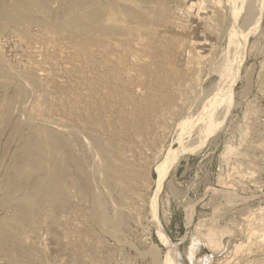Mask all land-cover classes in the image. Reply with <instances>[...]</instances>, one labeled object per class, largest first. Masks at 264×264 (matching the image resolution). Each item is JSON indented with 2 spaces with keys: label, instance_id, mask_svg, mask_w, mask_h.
Masks as SVG:
<instances>
[{
  "label": "rangeland",
  "instance_id": "obj_1",
  "mask_svg": "<svg viewBox=\"0 0 264 264\" xmlns=\"http://www.w3.org/2000/svg\"><path fill=\"white\" fill-rule=\"evenodd\" d=\"M45 1L46 7L50 4L47 10L40 11L34 6L28 12L34 13L30 18L25 14L20 20L10 21L1 16V11L14 0H0V163L6 164L7 159L8 163L12 161V150L17 145L12 124L17 122L24 132L29 133L39 123V126L50 124L66 135L71 133L68 129L77 128L78 134H71L78 139L88 140L89 136L92 139L97 135L107 151L111 147L108 154L114 158L113 161L120 163L122 169H130L129 172L123 170L127 177L113 188L104 181L106 176H112L111 172L95 168L92 164L94 159L90 157L86 163L87 175L79 176L73 168L75 166L70 167V181L73 177L77 184H72L74 187L70 185L59 202L39 203L30 210L21 208L20 194L12 195L13 199L6 197L1 168L0 264H166L168 259L177 264H264V0H159L161 3L158 0H138L137 6V0H99L101 3L98 1L97 6L101 8L104 4L102 8L105 10L98 22L90 29L78 27L69 30L55 29L52 23L64 15V2ZM143 13L145 15L142 16ZM147 15L148 20L151 16L154 20L147 21ZM141 17L146 18L143 21ZM128 21L132 22L129 24ZM84 43L92 44V57L83 50ZM134 64L143 68L134 67ZM127 66L134 68L128 70ZM117 71L121 80L117 82L108 78L112 77L110 72L115 74ZM125 74L129 78L124 77ZM130 74L133 77L130 78ZM159 77L165 81L161 82ZM170 80L174 83H169ZM167 81L169 86L164 83ZM158 82L162 83L161 86ZM16 84L23 88V95L18 94L20 87L17 88ZM125 86L127 92L124 91ZM151 87H159L161 89L158 90L164 92L161 95L163 92L158 91L157 102L160 105L154 104L151 118L142 116L144 119L140 117L135 124L128 117L132 112L130 109H137L132 98L148 102L149 95L145 90ZM69 90L72 93H68ZM217 93L219 98L213 103L215 96L212 94ZM208 95L213 98L211 103ZM205 104L211 105V116L199 123L207 111ZM80 106L86 107L85 111ZM95 110L103 111V114H96ZM6 113L12 123L1 121ZM27 113L34 118L26 116ZM87 118H95L89 120L93 125L84 122ZM117 118L129 121L124 125V121L120 119V123ZM83 126L91 127L84 129ZM98 126H102V130ZM127 126L132 127L128 130ZM91 130L96 133L91 134ZM107 133L111 138L105 137ZM85 134H89L88 137ZM94 138L88 140L92 146ZM116 146L127 156H117L114 153ZM125 157H128L127 162ZM87 178L92 183H87ZM33 197L39 199L37 194ZM97 197L98 204L95 201ZM98 213L108 216V221L98 220L95 216ZM119 218L124 223L116 227L113 222Z\"/></svg>",
  "mask_w": 264,
  "mask_h": 264
},
{
  "label": "bare ground",
  "instance_id": "obj_2",
  "mask_svg": "<svg viewBox=\"0 0 264 264\" xmlns=\"http://www.w3.org/2000/svg\"><path fill=\"white\" fill-rule=\"evenodd\" d=\"M48 1V0H47ZM63 2H64V4H65V8H62V9H64V15L61 17V18H55L54 19V21H52V23H53V27L55 28V29H75V28H78V27H84L85 29H90L93 25H94V23H97L98 22V19H99V16H101L102 15V13H103V11L105 10L104 8H102V6L104 7V4L101 6V8L100 7H98L97 6V2L99 1V0H62ZM104 0H102V2H103ZM128 1V0H127ZM133 1V0H132ZM143 1V0H142ZM146 1V0H145ZM157 0H155V2H156ZM159 1V0H158ZM100 3H101V1H99ZM105 2V1H104ZM129 2H130V0H129ZM137 2H138V0H137ZM137 2H135L136 3V6H137V4H139L140 3V1L137 3ZM160 2V1H159ZM13 3V4H12ZM11 4H7L6 6H4L3 7V9H2V17L4 18V19H7V20H10V21H17L18 19L20 20V17H22V16H24L25 14V16H27V14H29V18H30V15H31V13H33V12H31V13H28L30 10H32L33 8H34V6H36L37 7V9H39L40 11H42V10H47V8H48V5H50V4H48L47 5V7H46V4H44V3H46V1L45 0H14V2H12ZM120 3V2H119ZM142 3H144V2H142ZM148 3V2H147ZM161 3V2H160ZM163 3V2H162ZM61 4H63L62 2H61ZM131 4H133V3H131ZM153 4V3H152ZM157 4V3H156ZM119 5V4H118ZM161 5V4H160ZM164 5V4H163ZM120 6V5H119ZM125 6V5H124ZM133 6V5H132ZM145 6V5H144ZM156 6V5H155ZM155 6H151V7H155ZM170 6V5H169ZM33 7V8H32ZM36 7H35V10L37 11V9H36ZM64 7V6H63ZM121 7V6H120ZM123 7V6H122ZM138 7H140V5L138 6ZM137 7V8H138ZM164 7V6H163ZM31 8V9H30ZM50 8V7H49ZM56 8H57V6H56ZM126 8H128V7H126ZM131 8V7H130ZM141 8V7H140ZM157 8V7H156ZM156 8H153V10H155ZM123 9H125V7L123 8ZM132 9H134V7L132 8ZM148 9V8H147ZM151 9V8H150ZM109 10V9H108ZM121 10V9H120ZM142 10V9H141ZM145 10V9H144ZM152 10V9H151ZM150 10V11H151ZM35 11V13H37ZM39 11V12H40ZM107 11V10H106ZM126 11H127V9H126ZM136 11V10H135ZM139 11V10H138ZM168 11V10H167ZM248 11V10H247ZM110 12V11H109ZM114 11H112L111 13H113ZM124 12V11H123ZM130 12H133V10L132 11H130ZM137 12V11H136ZM45 13V12H44ZM56 13V12H55ZM110 13V14H111ZM120 13V12H119ZM122 13V12H121ZM126 13V12H125ZM124 13V14H125ZM142 13V12H141ZM145 13V12H144ZM142 14V16L143 15H145V14ZM147 13H149V10H148V12ZM151 13V12H150ZM155 13V12H154ZM34 14V13H33ZM42 14V13H41ZM116 14V13H115ZM127 14H129V13H127ZM132 14H134V13H132ZM136 14V13H135ZM155 14H157V13H155ZM164 14V13H163ZM104 15L106 16V14L104 13ZM149 15H152V14H149ZM149 15H147L146 17H147V21H151V18H152V16H151V18H150V20H148V16ZM32 16V15H31ZM117 16V15H116ZM125 16H126V14H125ZM157 16V15H156ZM169 16V15H168ZM119 16H117V18H118ZM128 17V16H127ZM132 17V16H131ZM135 17H136V15H135ZM139 17V16H138ZM145 17V18H146ZM39 18H40V16H39ZM42 18H44L43 16H42ZM52 18V17H51ZM116 18V17H115ZM141 18H143V17H141ZM145 18H143V21H144V19ZM163 18H165V16L163 17ZM1 19V18H0ZM41 19V18H40ZM111 19H112V17H111ZM111 19H109V20H111ZM122 19V18H121ZM126 19V18H125ZM133 19V18H132ZM153 19V18H152ZM22 20V19H21ZM39 20V19H38ZM104 20V19H103ZM129 20H130V18H129ZM135 20V19H134ZM154 20V19H153ZM152 20V21H153ZM3 21V19L1 20V22ZM5 21V20H4ZM23 21V20H22ZM21 21V22H22ZM33 21H35V20H33ZM42 21V20H41ZM100 21H102V20H100ZM99 21V22H100ZM115 21V20H114ZM113 21V22H114ZM124 21V20H123ZM123 21H122V23H123ZM146 21V20H145ZM165 21V20H164ZM24 22V21H23ZM40 22V21H39ZM106 22V21H105ZM108 23H109V21H107ZM106 22V23H107ZM129 22V21H128ZM130 22H132V21H130ZM130 22H129V24H130ZM5 23V22H4ZM41 23V22H40ZM135 23V22H134ZM134 23H132V24H134ZM139 23H140V21H139ZM145 23H147V22H145ZM43 24V23H42ZM124 24H126V22L124 23ZM136 24V23H135ZM150 24H152V22L150 23ZM2 25V24H1ZM4 25V24H3ZM44 25H45V23H44ZM113 25V24H112ZM118 25V24H117ZM49 26V25H48ZM98 26V25H97ZM108 26V25H107ZM109 26H111V25H109ZM123 26V25H122ZM142 26V25H141ZM150 26V25H149ZM152 26V25H151ZM19 27V26H18ZM114 27V26H113ZM134 27V26H133ZM148 27V26H147ZM4 28V27H3ZM2 28V29H3ZM83 28V29H84ZM102 28V27H101ZM140 28V27H139ZM1 29V28H0ZM43 29V28H42ZM80 29H82V28H80ZM92 29H96V27L95 28H92ZM104 29V28H103ZM109 29V28H108ZM116 29H117V27H116ZM120 29V28H119ZM17 30V29H16ZM23 30V29H22ZM123 30V29H122ZM143 30V29H142ZM97 31V30H96ZM111 31V30H110ZM119 31V30H118ZM117 31V33H119ZM154 31V30H153ZM80 32V31H79ZM85 32V31H84ZM142 32V31H141ZM149 32V31H148ZM155 32H156V30H155ZM115 33H116V31H115ZM116 33V34H117ZM125 33V32H124ZM27 34V33H26ZM97 34V33H96ZM111 34V33H110ZM110 34H108V35H110ZM127 34V33H126ZM125 34V35H126ZM134 34V33H133ZM136 34V33H135ZM156 34V33H155ZM90 35V34H89ZM103 35V34H102ZM124 34H122V36H123ZM124 35V36H125ZM153 35V34H152ZM93 36V35H92ZM113 36V35H112ZM117 36V35H116ZM121 36V35H120ZM136 36V35H135ZM142 36V35H141ZM27 37V36H26ZM29 37V36H28ZM75 37V36H74ZM98 37H99V35H98ZM128 37V36H127ZM80 38H82V37H80ZM132 38H134V37H132ZM62 39V38H61ZM76 39H78L77 37H76ZM96 39V38H95ZM98 39V38H97ZM106 39H107V37H106ZM117 39V38H116ZM115 39V40H116ZM118 39H119V37H118ZM128 39V38H127ZM24 40V39H23ZM85 40V39H84ZM87 40V39H86ZM85 40V41H86ZM114 40V41H115ZM121 40L123 41L124 39H123V37L121 38ZM121 40H120V43H122L121 42ZM133 40V39H132ZM137 40V39H136ZM135 39H134V41H136ZM25 41V40H24ZM31 41V40H30ZM29 41V42H30ZM77 41V40H76ZM80 41H82V40H80ZM92 41H94V40H92ZM96 41V40H95ZM112 41H113V38H112ZM139 41V40H138ZM236 41V40H235ZM37 42V41H36ZM35 42V43H36ZM116 42H118V40L116 41ZM127 42V41H126ZM125 42V43H126ZM132 42V41H131ZM131 42H129L130 44H132ZM140 42V41H139ZM165 42V41H164ZM75 43H77V42H75ZM80 43H82V42H80ZM99 43V42H98ZM107 43V42H106ZM113 43V42H112ZM157 43V42H156ZM71 44V43H70ZM95 44V43H94ZM118 44V43H117ZM129 44V45H130ZM141 44V43H140ZM78 45V44H77ZM84 45V47H83V50H85V53H86V55H90L91 56V54H92V49H93V47L91 46L92 44L91 43H84L83 44ZM97 45H99V44H97ZM102 45V44H101ZM109 45V44H108ZM113 45V44H112ZM115 45H116V43H115ZM124 45V44H123ZM133 45V44H132ZM131 45V46H132ZM136 45V44H135ZM139 45V44H138ZM143 45H144V43H143ZM31 46V45H30ZM82 46V45H81ZM103 46H104V43H103ZM106 46V45H105ZM117 46H119V45H117ZM146 46H147V43H146ZM182 46V45H181ZM180 46V47H181ZM231 46V45H230ZM63 47V46H62ZM71 47V46H70ZM99 47V46H98ZM102 47V46H101ZM110 47V46H109ZM116 47V46H115ZM123 46H121V48H122ZM125 47V46H124ZM39 48V47H38ZM105 48V47H104ZM108 48V47H107ZM112 48V47H111ZM133 48H134V45H133ZM137 49H138V47H136ZM141 48V47H140ZM147 48V47H146ZM145 48V46H144V49H146ZM151 48V47H150ZM29 49V48H28ZM53 49V48H52ZM82 49V48H81ZM99 49V48H98ZM116 49V48H115ZM129 49V48H128ZM142 49V48H141ZM141 49H139V50H141ZM45 50V49H44ZM102 50V49H101ZM100 50V51H101ZM110 50V49H109ZM112 50V49H111ZM118 50V49H117ZM126 50V49H125ZM130 50H132L131 49V47H130ZM143 50V49H142ZM95 51V50H94ZM99 51V50H98ZM107 50H104L103 52H106ZM144 51V50H143ZM143 51H142V53H143ZM113 52V51H112ZM139 52V51H138ZM141 52V51H140ZM155 52V51H154ZM37 53V52H36ZM41 53V52H40ZM60 53H63L62 51L60 52ZM100 53V52H99ZM115 53H117V52H115ZM147 53V52H146ZM35 54V53H34ZM82 54V53H81ZM101 54V53H100ZM103 54V53H102ZM111 54V52L109 53V54H107V55H110ZM136 54V53H135ZM36 55V54H35ZM41 55V54H40ZM105 55V54H104ZM113 55V54H112ZM147 55H149V54H147ZM155 54L153 53V56H154ZM176 55H177V53H176ZM119 56V55H118ZM118 56H117V58H118ZM122 56V55H121ZM138 56V55H137ZM136 56V57H137ZM145 56V55H144ZM164 56V55H163ZM83 57V56H82ZM92 57V56H91ZM101 57V56H100ZM110 57V56H109ZM108 57V58H109ZM133 57V56H132ZM146 57V56H145ZM149 57V56H148ZM173 57V56H172ZM222 57V56H221ZM97 58V57H96ZM138 58V57H137ZM154 58H155V56H154ZM77 59V58H76ZM109 59H111V58H109ZM123 59V58H122ZM121 59V60H122ZM132 59V58H131ZM139 59V58H138ZM177 59V58H176ZM42 60V59H41ZM93 60H94V58H93ZM96 60V59H95ZM104 60H106V58L104 59ZM111 60H114L113 59V57H112V59ZM142 60H143V58H142ZM141 60V61H142ZM239 60V59H238ZM45 61V60H44ZM102 62H103V60H101ZM116 61H118V60H116ZM138 61V60H137ZM155 61V60H154ZM221 61V60H220ZM47 62V61H46ZM74 62V61H73ZM83 62H84V60H83ZM107 61H105V63H106ZM109 63H111L110 61H108ZM140 62V61H139ZM143 62H145V61H143ZM147 62V61H146ZM92 63H93V61H92ZM96 63V62H95ZM116 63V62H115ZM115 63L113 64V65H115ZM119 63V62H118ZM121 63H123V62H121ZM126 63H128V62H126ZM142 63V62H141ZM149 63V62H148ZM147 63V64H148ZM152 63V62H151ZM170 63V62H169ZM84 64V63H83ZM87 64H88V62H87ZM131 64V63H130ZM130 64H127V65H130ZM135 64H136V61H135ZM135 64H134V67H138L137 65L135 66ZM147 64L145 65L144 64V67L145 66H147ZM172 64V63H171ZM170 64V65H171ZM68 65V64H67ZM66 65V66H67ZM106 65H109V64H106ZM117 65V64H116ZM132 65V64H131ZM139 65V64H138ZM140 65H142V64H140ZM157 65V64H156ZM166 65V64H165ZM228 65V64H227ZM39 66V65H38ZM117 66H119V65H117ZM117 66H116V69L118 70V68H117ZM103 67H105V66H103ZM111 67V66H110ZM122 67V66H121ZM134 67H130L129 66V68H131L132 70H133V68ZM140 67V66H139ZM138 67V68H139ZM151 67V66H150ZM150 67H148V68H150ZM169 67V66H168ZM67 68V67H66ZM86 68H87V66H86ZM89 68H90V66H89ZM95 68V67H94ZM108 68V67H107ZM120 68V67H119ZM128 68V66H127V68L126 69H128V70H130ZM137 68V69H138ZM140 68H143V66L142 67H140ZM147 68V67H146ZM166 68V67H165ZM55 69V68H54ZM105 69V68H104ZM125 69V67L123 68V70ZM137 69H136V71H137ZM169 69V68H168ZM63 70V69H62ZM84 70V69H83ZM87 70V69H86ZM85 70V71H86ZM93 70V69H92ZM102 70V69H101ZM114 70V69H113ZM120 70H122V69H120ZM131 70V71H132ZM160 70V69H159ZM169 70H171V69H169ZM78 71V70H77ZM80 71V70H79ZM87 71H89V70H87ZM126 71V70H125ZM139 71V70H138ZM140 71H143V69H141ZM145 71H146V69H145ZM148 71V70H147ZM150 71V70H149ZM167 71V70H166ZM181 71V70H180ZM51 72V71H50ZM102 72V71H101ZM121 72H123V71H121ZM133 72V71H132ZM168 72V71H167ZM170 72V71H169ZM80 73V72H79ZM85 73V72H84ZM94 73H97L96 71L94 72ZM105 73H106V71H105ZM109 73V72H108ZM111 73V74H110ZM109 73V75H112V77H108V78H112V79H115V80H117V82H118V80H121V78H120V74H118V71L117 72H115V74H112V72H110ZM119 73H120V71H119ZM130 73V72H129ZM135 73V71L133 72V74ZM149 73V72H148ZM152 73H154V72H152ZM151 73V74H152ZM171 73V72H170ZM87 74V73H86ZM127 74V73H126ZM124 75V77L125 76H127V75ZM142 74V73H141ZM146 74V72L144 73V75ZM161 74V73H160ZM31 75V74H30ZM97 75V74H96ZM121 75H123V73L121 74ZM131 75V74H130ZM168 75V74H167ZM167 75H165L166 77H167ZM37 76V75H36ZM80 77L82 76V75H79ZM103 76V75H102ZM106 76V75H105ZM107 76H108V74H107ZM129 76V75H128ZM127 76V78H129ZM136 76V75H135ZM134 76V77H135ZM149 76V75H148ZM156 76V75H155ZM154 76V77H155ZM161 76V75H160ZM172 76V75H171ZM87 77V76H86ZM131 77H133V75H131L130 76V78ZM150 77H151V75H150ZM163 77V76H162ZM170 77V76H169ZM178 77V76H177ZM97 78V77H96ZM107 78V77H106ZM123 78V77H122ZM136 78V77H135ZM134 78V79H135ZM137 78H138V75H137ZM141 78V77H140ZM163 78H165V77H163ZM98 79H100V78H98ZM126 79V78H125ZM139 79V78H138ZM153 79V78H152ZM155 79V78H154ZM158 79H160V77L158 78ZM167 79V78H166ZM54 80V79H53ZM80 80H83V79H81L80 78ZM104 80V79H103ZM146 80L147 79H145V83H146ZM161 80V79H160ZM162 80H164L165 81V79H162ZM162 80H161V82H162ZM168 80V79H167ZM43 81V80H42ZM88 81V80H87ZM105 81V80H104ZM132 81V80H131ZM136 81V83L138 82L137 80H135ZM169 81V80H168ZM168 81L167 82H164V83H168ZM171 81V80H170ZM85 82V81H84ZM98 82V81H97ZM107 82V81H106ZM113 82H114V80H113ZM116 82V83H117ZM129 81L127 80L126 81V83H128ZM150 82H151V80H150ZM155 82V81H154ZM160 82V81H159ZM158 82V83H159ZM35 84H36V86H38L37 85V83L36 82H34ZM123 83H124V81H123ZM141 83H144V82H141ZM169 83H172V81L171 82H169ZM174 83V82H173ZM172 83V84H173ZM64 84V83H63ZM82 84V83H81ZM81 84H79L78 86H80ZM91 84V83H90ZM101 84V83H100ZM103 84V83H102ZM131 84V83H130ZM147 84V83H146ZM149 84V83H148ZM160 84V86H161V84L162 83H159ZM170 85V86H173V85ZM75 85H77V84H75ZM99 85V84H98ZM119 85V84H118ZM126 85H128V84H126ZM131 85H133V84H131ZM131 85H128V87L130 86L131 87ZM136 86H137V84H135ZM165 85V84H164ZM168 85V84H167ZM175 85V84H174ZM16 86H17V88L18 87H20V86H18V84H16ZM90 86V85H89ZM93 86V85H92ZM105 86H106V84H105ZM111 85H109V87H110ZM121 86V85H120ZM124 86V85H123ZM142 86H144V85H142ZM146 86V85H145ZM149 86V85H148ZM155 86V85H154ZM156 86H158L157 84H156ZM166 86V85H165ZM164 86V87H165ZM169 86V85H168ZM167 86V87H168ZM117 87V86H116ZM128 87H127V89H128ZM138 87V86H137ZM29 88V87H28ZM72 88H74V87H72ZM80 88V87H79ZM81 88L83 89V87L81 86ZM85 88V87H84ZM87 88V87H86ZM108 88V87H107ZM112 88V87H111ZM117 88H120V87H117ZM133 88H134V86H133ZM133 88H131V89H133ZM169 88H171V87H169ZM176 88V87H175ZM174 88V89H175ZM19 90H18V94H22L23 95V93H22V89L23 88H18ZM25 89V88H24ZM103 89V88H102ZM109 89V88H108ZM107 89V90H108ZM124 89V88H123ZM136 89V88H135ZM134 89V90H135ZM145 89V88H144ZM147 90H145V91H147L146 92V94L148 93V95H149V99H148V102H144V101H142L141 99H133L132 98V100H133V103H134V105L136 106V110H129V111H132V112H130L129 113V116L128 117H130V119H132V121H134V123H135V121L137 120V119H139L140 117H142V116H146V115H149V117H150V114L151 113H153L154 114V104H156V105H158L159 103L157 102V95H158V93L159 92H163V91H161V90H158V89H161V88H157V89H154V88H146ZM165 89V88H164ZM172 89V88H171ZM39 90V89H38ZM112 90V89H111ZM114 90V89H113ZM122 90V89H121ZM137 90V89H136ZM163 90V89H162ZM70 91H71V93H72V90H69V92L68 93H70ZM84 91H85V89H84ZM94 91V90H93ZM102 91V90H101ZM124 91H126V86H125V90ZM128 91V90H127ZM126 91V92H127ZM139 91V93H140V90H138ZM142 91V90H141ZM159 91V92H158ZM165 91V90H164ZM172 91H174V90H172ZM23 92L25 93V91L23 90ZM80 92V91H79ZM113 92V91H112ZM133 92V91H132ZM168 92H169V89H168ZM184 92V91H183ZM182 92V93H183ZM68 93H66V94H68ZM101 93V92H100ZM103 93H105L104 91H103ZM125 92H123V94H124ZM131 93V92H130ZM135 93V92H134ZM138 93V94H139ZM142 93V92H141ZM75 94V93H74ZM85 94H86V91H85ZM102 94V93H101ZM100 94V95H101ZM112 94V93H111ZM122 94V95H123ZM72 95V94H71ZM98 95V94H97ZM104 95V94H103ZM114 95V94H113ZM130 94H128V96H129ZM133 95V94H132ZM136 94H134V96H135ZM140 95H142V94H140ZM161 95H164V92H163V94L161 93ZM169 95V94H168ZM167 95V96H168ZM69 96V95H68ZM73 96V95H72ZM76 96V95H75ZM96 96V95H95ZM99 96V95H98ZM109 96H110V94H109ZM109 96H108V98H109ZM136 96H138V95H136ZM146 96V95H145ZM144 96V97H145ZM178 96V95H177ZM211 96V95H210ZM209 95H208V102L209 103H211L212 101L210 100V99H213V98H209L210 97ZM212 96H215L214 97V99H213V103L214 102H216V100L219 98V95H218V93L217 94H215V95H213L212 94ZM35 97V96H34ZM90 97H91V95H90ZM105 97V96H104ZM116 97V96H115ZM132 97V96H131ZM130 97V98H131ZM140 97V96H139ZM143 97V98H144ZM158 97H161L162 98V96H158ZM15 98V97H14ZM13 98V99H14ZM18 98V97H17ZM40 98V97H39ZM65 98H66V96H65ZM64 98V99H65ZM73 98V97H72ZM86 98V97H85ZM101 98V97H100ZM107 98V99H108ZM110 98H112V97H110ZM109 98V99H110ZM118 98V97H117ZM136 98H138V97H136ZM161 98H159L160 100H163V99H161ZM176 98V97H175ZM16 99V98H15ZM19 99V98H18ZM22 99V98H21ZM20 99V100H21ZM24 99V98H23ZM63 99V100H64ZM67 99V98H66ZM78 99V98H77ZM84 99V98H83ZM101 99H103V97L101 98ZM108 99V100H109ZM121 99H122V97H121ZM128 99H129V97H128ZM85 100V99H84ZM87 100H90V99H87ZM115 100H117V99H115ZM120 100V99H119ZM123 100V99H122ZM126 102H127V100L126 99H124ZM132 100H130V101H132ZM181 100V99H180ZM210 100V101H209ZM16 101V100H15ZM46 101V100H45ZM66 101V100H65ZM81 101H82V99H81ZM92 101V100H91ZM105 101H106V99H105ZM114 101V100H113ZM112 101V102H113ZM125 101H123V102H125ZM11 102V101H10ZM19 102V101H18ZM37 102V101H36ZM70 102H71V100H70ZM79 102V101H78ZM77 102V103H78ZM83 102V101H82ZM88 102V101H87ZM94 102H95V99H94ZM107 102V101H106ZM109 102V101H108ZM116 102V101H115ZM120 102V101H119ZM125 102V104H127ZM129 102V101H128ZM158 104H157V103ZM185 102V101H184ZM207 102V103H208ZM15 103V102H14ZM49 103H51V102H49ZM66 103V102H65ZM72 103V102H71ZM76 103V102H75ZM85 103V102H84ZM132 103V102H131ZM162 103H163V101H162ZM212 103V104H213ZM17 104V103H16ZM20 104V103H19ZM54 104V103H53ZM68 104V106H69V103H67ZM82 104V103H81ZM80 104V105H81ZM90 104V103H89ZM92 104V103H91ZM98 104V103H97ZM101 104V103H100ZM108 104H110V102L108 103ZM75 105V104H74ZM73 105V106H74ZM79 105V104H78ZM83 105V104H82ZM114 105V104H113ZM113 105H111V107L113 106ZM119 105V104H118ZM160 105V104H159ZM158 105V106H159ZM163 105V104H162ZM167 105V104H166ZM206 105V113L205 114H201L203 117H201V120H200V122L199 123H202V122H204L206 119H207V117L210 115V113L212 112V109H211V105L210 104H205ZM26 106V105H25ZM72 106V107H73ZM77 106V105H76ZM91 106V105H90ZM92 106H94V104L92 105ZM102 106V105H101ZM101 106H99V107H101ZM130 106H131V104H130ZM135 106H134V108H135ZM165 106V105H164ZM163 106V107H164ZM170 106V105H169ZM181 106V105H180ZM35 107V106H34ZM58 107H60V106H58ZM79 107V106H78ZM81 107V106H80ZM83 107V106H82ZM82 107H81V109H82ZM118 107V106H117ZM126 107V106H125ZM124 107V108H125ZM176 107V106H175ZM63 108V107H62ZM65 108V107H64ZM77 107H75L74 109H76ZM84 108V107H83ZM86 108V107H85ZM85 108L83 109L84 111H85ZM120 108V107H119ZM160 108H162V107H160ZM69 108L67 107V109L66 110H68ZM71 109V108H70ZM104 109H106V108H104ZM128 109H129V105H128ZM155 109H157V110H159L158 109V107H156ZM164 109V108H163ZM162 109V111H165V110H163ZM175 109V108H174ZM40 110V109H39ZM50 110H52L51 108H50ZM77 110H80L79 108L77 109ZM88 110V109H87ZM97 110H98V108H97ZM97 110H95L96 112V114H97V112H99V111H97ZM156 110V111H157ZM161 110V109H160ZM6 111H8V110H6ZM44 111V110H43ZM49 111V110H48ZM64 111V110H63ZM91 111H94V109L93 110H91ZM109 111V110H108ZM108 111H105V112H108ZM111 111V110H110ZM124 111V110H123ZM128 111V112H129ZM40 112V111H39ZM51 112V111H50ZM61 112V111H60ZM69 112H71V111H69ZM68 112V113H69ZM78 112H80V111H78ZM82 112V111H81ZM113 112V111H112ZM118 112V111H117ZM159 112V111H158ZM43 113V112H42ZM45 113V112H44ZM67 113V112H66ZM72 113V112H71ZM82 113H84V112H82ZM100 113V112H99ZM25 114H26V112H25ZM28 114V113H27ZM30 114H31V112H30ZM34 114V113H33ZM80 115H82L81 113H79ZM93 114V113H92ZM100 114H103V111L100 113ZM112 114V113H111ZM114 114V113H113ZM120 114V113H119ZM156 114H157V112H156ZM159 114V113H158ZM35 115V114H34ZM37 115V114H36ZM76 115V114H75ZM108 115H110V114H108ZM120 115H122V114H120ZM126 115V114H125ZM152 115V114H151ZM163 115V114H162ZM26 116H29L30 118L31 117H33L34 118V116H30L29 114L28 115H26ZM43 116V115H42ZM60 116V115H59ZM92 115H90V117H91ZM106 116H107V113H106ZM110 116H113V115H110ZM199 116V115H198ZM211 116V115H210ZM45 117V116H44ZM68 117H69V115H68ZM94 117V116H93ZM148 117V116H147ZM156 117H158V116H156ZM46 118V117H45ZM62 118V117H61ZM79 118V117H78ZM82 118H83V116H82ZM95 118H98V116L96 117L95 116ZM94 118V119H95ZM103 118V117H102ZM105 118V117H104ZM111 118H113V117H111ZM143 118V117H142ZM151 118V117H150ZM152 118H154V116L152 117ZM199 119H200V116L198 117ZM209 118V117H208ZM65 119V118H64ZM71 119H72V117H71ZM83 119H85V117L83 118ZM82 119V120H83ZM93 118H90V119H88L87 118V121H84V122H86L88 125H93L92 123L93 122H91V121H89V120H92ZM93 119V120H94ZM99 119V118H98ZM108 119H110V118H108ZM108 119H106V120H108ZM117 119H119V118H117ZM121 119V118H120ZM120 119H119V121H120ZM144 119V118H143ZM148 119V118H147ZM43 120V119H42ZM50 120V119H49ZM49 120H48V122H49ZM77 120V119H76ZM101 120V119H100ZM100 120H98V121H100ZM105 120V119H104ZM104 120H102L103 122H104ZM111 120H113V119H111ZM122 121H124V125L126 124V122L127 121H129V120H126V119H121ZM1 121H3V122H6V123H12V121H10V119H9V116H8V114L6 113L4 116H3V120H1ZM33 121V120H32ZM73 121V120H72ZM78 121V120H77ZM143 121V120H142ZM144 121H147V120H144ZM153 121V120H152ZM196 121V122H197ZM29 122V121H28ZM57 122V121H56ZM112 122V121H111ZM131 122V121H130ZM137 122V121H136ZM2 123V122H1ZM5 123V124H6ZM78 123H79V121H78ZM85 123V124H86ZM98 123V122H97ZM102 125H104L102 122H100ZM100 123H98L99 125H100ZM107 123V122H106ZM120 123H122L121 121H120ZM128 123V122H127ZM133 123V122H132ZM138 123V122H137ZM140 123V122H139ZM37 124V123H36ZM70 124H72L71 122H70ZM114 124H115V122H114ZM136 124V123H135ZM134 124V125H135ZM144 124V123H143ZM28 125V124H27ZM44 126H39V123H38V125H36V126H38L37 128H35V126H34V128L35 129H33V130H31L29 133H26V131L24 132V130H23V127L20 125V124H18L17 122H15V123H13L12 124V126H13V130H14V133H13V135L15 136V138H16V141H17V145L15 146V149L14 150H12V151H14L13 153H12V161L10 162V163H8L7 161H8V159H7V161H6V164H3V163H0V169L2 168L3 169V171H1V172H3V185L6 187L5 189H6V191H4L5 193H6V197H9V198H11L12 197V195H15V194H17L18 196H19V194H20V199H21V203L23 204V206L21 207V208H30V210H31V208H34L35 206H38V204L39 203H57V202H59L62 198H63V195L65 196L66 194V192L68 191V189H69V186L70 185H72V184H77V180L75 179V178H73L72 177V180L70 181V178H69V176H68V174L70 173H68V171L70 170V167H73V166H75V167H73L76 171H77V173L79 174V176H82V175H87V171H86V163H87V161L89 160V158L90 157H92V159H94V162L92 163V164H94V167L95 168H100L101 167V169H102V171H103V169H106L107 171H109V172H111V175L112 176H106L105 177V183H107L109 186H111V187H116L117 185H119V183H121L123 180H125V177H127L126 176V173L124 172L125 171V169H126V171H128L129 172V169H130V167H129V169H128V167L127 168H125V169H122L123 168V166H120V163L118 164V162H114L113 161V159L114 158H111V156L108 154V151H109V149L111 148V147H109V149H108V151H107V148H105V147H103L102 145H101V142L99 141V138H96V136L97 135H95V138H94V136L92 137V139L94 138V140L95 141H92V144H93V142H94V144H93V146L89 143V141L90 140H92L91 139V136H89V138H88V140L87 139H83V138H74V136H73V134H71L72 132L73 133H77L78 134V131L77 130H79V129H77V128H73V130H72V128H70V129H68L67 127V129L69 130V132H71V133H68V135H66V134H62L61 132H60V130H59V128H58V130L57 129H55V128H53V127H51L50 126V124H43ZM69 124H67V126H68ZM76 125V124H75ZM107 125V124H106ZM105 125V127H107ZM110 125H111V123H110ZM121 125H123V124H121ZM120 125V126H121ZM123 125V126H124ZM129 125V124H128ZM80 126V125H79ZM117 126V125H116ZM150 126V125H149ZM148 126V127H149ZM204 126V125H203ZM202 126V127H203ZM6 127V126H5ZM8 127V126H7ZM65 127V126H64ZM77 127V126H76ZM84 127V129H85V127L86 126H83ZM88 128L89 127H91V126H87ZM86 127V128H87ZM93 127V126H92ZM95 127H97V126H95ZM98 127H100V126H98ZM110 127V126H109ZM119 127V126H118ZM130 127H132V126H130ZM130 127H128L127 126V129L129 130V128ZM135 127V126H134ZM139 127H140V125H139ZM138 127V128H139ZM142 127V126H141ZM101 128V130H102V126L100 127ZM108 128V127H107ZM112 128V127H111ZM111 128H110V134L112 133L111 132ZM120 128H122V127H120ZM146 128V127H145ZM155 128V127H154ZM200 128H201V125H200ZM199 128V129H200ZM211 128V127H210ZM30 129H31V126H30ZM29 129V130H30ZM66 129V130H67ZM83 128H81V130H82ZM90 129V128H89ZM136 129V128H135ZM135 129H132V131H134ZM66 130H64V132L66 131ZM67 130V131H68ZM94 130V129H93ZM100 129L98 128V131H99ZM113 130H115L116 131V129L115 128H113ZM123 130H126V129H123ZM28 131V130H27ZM87 131V130H86ZM92 131V130H91ZM90 131V132H91ZM97 131V130H96ZM103 131H104V127H103ZM114 131V132H115ZM118 131V130H117ZM120 131V130H119ZM150 131V130H149ZM11 132V131H10ZM95 132V131H94ZM93 131H92V133L91 134H93L94 133ZM105 132V131H104ZM108 132V131H107ZM123 132V131H122ZM127 132V131H126ZM129 132V131H128ZM131 132V131H130ZM147 132V131H146ZM84 133H87V132H84ZM96 133V132H95ZM99 133V132H98ZM101 133H102V131H101ZM100 133V134H101ZM106 133V132H105ZM118 133V132H117ZM121 133V132H120ZM133 133V132H132ZM12 134V133H11ZM80 134V133H79ZM99 134V135H100ZM108 134V133H107ZM110 134H108L107 136H105V137H107V138H111L110 137ZM122 134V133H121ZM121 134H119V135H121ZM128 134V133H127ZM131 134V133H130ZM133 134H136V132L135 133H133ZM10 135V134H9ZM84 135V134H83ZM86 135V134H85ZM88 135L89 134H87L86 135V137H88ZM94 135V134H93ZM102 136H103V134H101ZM106 135V134H105ZM112 135V134H111ZM118 135V134H117ZM117 135L115 136L116 138H117ZM118 135V136H119ZM124 135V134H123ZM122 135V136H123ZM129 135V134H128ZM76 136V135H75ZM80 136H82V134L80 135ZM121 136V137H122ZM126 136V135H125ZM124 136V137H125ZM130 137H132L131 135H129ZM141 136V135H140ZM9 137V136H8ZM99 137V136H98ZM105 137H103V138H105ZM113 138H114V136H113ZM112 138V139H113ZM134 138V137H133ZM13 139V138H12ZM83 139V140H82ZM101 139V138H100ZM111 139V140H112ZM121 139H123V138H121ZM125 139V138H124ZM123 139V140H124ZM126 139H127V137H126ZM132 139V138H131ZM110 140V139H109ZM110 140V141H111ZM114 140H115V138H114ZM120 140V139H119ZM122 140V141H123ZM130 140V139H129ZM102 141V140H101ZM116 141V140H115ZM114 141V142H115ZM118 141V140H117ZM116 141V142H117ZM105 142V141H104ZM108 142V141H107ZM106 142V143H107ZM124 142V141H123ZM129 142V141H128ZM106 143H105V145H106ZM109 143V142H108ZM119 143H120V141H119ZM142 143V142H141ZM125 144H126V140H125ZM133 144H134V142H133ZM111 145V143L109 144V146ZM112 145H115V144H112ZM116 145H118V142L116 143ZM127 145V144H126ZM79 146H81V147H79ZM107 146V145H106ZM120 146H121V144H120ZM124 146V145H123ZM128 146V145H127ZM126 146V147H127ZM114 147V146H113ZM117 147V149L116 150H114V153H116L117 154V156H118V154H119V156H121L122 155V157H123V155L125 156L126 154H125V152L123 151V150H121L120 148H119V146H116ZM125 147V146H124ZM128 148V147H127ZM130 148V147H129ZM113 150V149H112ZM127 150H129V149H127ZM110 152V151H109ZM112 153H113V151H112ZM110 156V157H109ZM127 156V155H126ZM114 157H116V155L114 154ZM117 158V157H116ZM120 159H122L121 157H119ZM128 158V157H127ZM127 158L125 157V159H126V161L123 159L122 161L124 162H127L128 160H127ZM170 158V157H169ZM6 159V158H5ZM112 159V160H111ZM140 159V158H139ZM173 159H175V158H173ZM117 160H119L118 158H117ZM116 160V161H117ZM120 161V160H119ZM91 162V161H90ZM131 162H133L132 160H131ZM130 162V163H131ZM170 163V162H169ZM124 163H121V165H123ZM164 164V163H163ZM125 165V164H124ZM130 165V164H129ZM128 165V166H129ZM130 166H132V165H130ZM88 167V166H87ZM90 167V166H89ZM91 169V168H90ZM128 169V170H127ZM134 169V168H133ZM132 169V170H133ZM72 170V169H71ZM124 170V171H123ZM131 171V170H130ZM135 171V170H134ZM136 171H138L137 169H136ZM1 172H0V175H1ZM108 173V172H107ZM103 174V173H102ZM129 174V173H128ZM127 174V175H128ZM75 175V174H74ZM133 175V174H132ZM103 176V175H102ZM76 177V176H75ZM2 178V177H1ZM78 178V177H77ZM80 178V177H79ZM83 178V177H82ZM82 178H80V179H82ZM138 179V178H137ZM84 180V178L82 179V181ZM135 180V179H134ZM139 180V179H138ZM2 181V180H1ZM86 181V180H85ZM131 180H129L128 182H130ZM81 182V181H80ZM1 183V182H0ZM83 183V182H82ZM82 183H81V185H82ZM87 183H92L91 182V180L90 179H88L87 178ZM94 184H95V182H93ZM125 183V182H124ZM126 183H127V181H126ZM77 186V185H76ZM76 186H75V188L74 189H76ZM79 187H81L80 186V184L78 185ZM127 186V185H126ZM129 186V185H128ZM131 186V185H130ZM72 187H74L73 185H72ZM84 187H85V185H84ZM85 188H88L87 186L85 187ZM84 188V190H86ZM100 188V187H99ZM109 188V187H108ZM120 188H122L121 186H120ZM119 188V189H120ZM80 189V188H79ZM90 189H92L91 187H90ZM124 189V188H123ZM78 190V189H77ZM81 190V189H80ZM94 190V189H93ZM112 190V189H111ZM114 190H116V189H114ZM71 191V190H70ZM79 191V190H78ZM82 192H83V190H81ZM96 191V190H95ZM103 191V190H102ZM122 191V190H121ZM123 191H125V190H123ZM72 192V191H71ZM111 192V191H110ZM116 192V191H115ZM114 192V193H115ZM127 192H129V190H127ZM77 193V192H76ZM93 193V192H92ZM97 193V192H96ZM33 194H37L38 196H39V199H35L34 197H33ZM80 194H81V192H80ZM89 194V193H88ZM102 194V193H101ZM125 194H127L126 192H125ZM129 194V193H128ZM143 194V193H142ZM71 195V194H70ZM79 195V194H78ZM82 195V194H81ZM84 195V194H83ZM90 195H92V194H89V196ZM122 195V194H121ZM141 195V194H140ZM86 196V195H85ZM88 196V195H87ZM117 196V195H116ZM120 196V195H119ZM123 196H124V194H123ZM126 196V195H125ZM14 197V196H13ZM13 197H12V199H13ZM16 197V196H15ZM70 197V196H69ZM83 198H84V196H82ZM93 197H95V196H93ZM120 198V197H119ZM122 198V197H121ZM129 198V197H128ZM5 199V198H4ZM64 199H66V198H64ZM89 199V198H88ZM96 199V200H95ZM94 200L97 202V204H98V201H99V197H97V198H95ZM104 199V198H103ZM115 199V198H114ZM123 199H124V197H123ZM122 199V200H123ZM6 200V199H5ZM11 200V199H10ZM9 200V201H10ZM18 200V199H17ZM120 200V199H119ZM126 200V199H125ZM125 200H123V201H125ZM133 200V199H132ZM8 201V200H7ZM115 201V200H114ZM70 202V201H69ZM80 202V201H79ZM94 202V201H93ZM82 203V202H81ZM109 203V202H108ZM123 203V202H122ZM125 203V202H124ZM128 203V202H127ZM130 203V202H129ZM13 204V203H12ZM106 204V203H105ZM126 204V203H125ZM81 205V204H80ZM124 205V204H123ZM18 206V205H17ZM42 205H40V207H41ZM122 206V205H121ZM120 206V207H121ZM13 207H15V205L13 206ZM119 207V208H120ZM4 208V207H3ZM118 208V209H119ZM124 208L126 209L127 207H125L124 206ZM19 209V208H18ZM21 210V209H20ZM49 210V209H48ZM121 210H122V208H121ZM23 211V210H22ZM22 211H21V213H22ZM120 211V210H119ZM122 211H124V209L122 210ZM126 211V210H125ZM25 212H27L26 210H25ZM24 212V213H25ZM30 212V211H29ZM36 212V211H35ZM35 212H34V214H35ZM47 212V211H46ZM130 213V212H129ZM132 213V212H131ZM26 214V213H25ZM44 214V213H43ZM42 214V215H43ZM29 215V214H28ZM37 216V215H36ZM38 216H40V215H38ZM37 216V217H38ZM96 216V218L98 219V220H101V221H108V216H106L105 214H96L95 215ZM34 217V216H33ZM36 217V218H37ZM111 217V216H110ZM32 218V217H31ZM83 218V217H82ZM115 218V217H114ZM35 219V218H34ZM44 221H45V219H43ZM118 220V219H117ZM123 220V219H122ZM19 222H21V221H19ZM31 222H33V221H31ZM46 222V221H45ZM95 222V221H94ZM98 222V221H97ZM101 223V222H100ZM120 223H124V222H121V218H119V220L118 221H114L113 222V224H114V226H116V227H118L119 226V224ZM16 224H18V222L17 223H15V225ZM33 224V223H32ZM60 224V223H59ZM31 225V224H30ZM25 226V225H24ZM32 226V225H31ZM36 226V225H35ZM127 226V225H126ZM13 227V226H12ZM23 227V226H22ZM21 227V228H22ZM33 227H34V225H33ZM32 227V228H33ZM37 227V226H36ZM123 227H124V225H123ZM35 228V227H34ZM40 228V227H39ZM27 229V228H26ZM26 229H24V230H26ZM109 229V228H108ZM123 230V229H122ZM108 231V230H107ZM125 231V230H124ZM119 232V231H118ZM264 235V234H263ZM262 237V236H261ZM17 238V237H16ZM24 238V237H23ZM255 239V238H254ZM250 240V239H249ZM248 240V241H249ZM256 240V239H255ZM254 243V242H253ZM258 243V242H257ZM252 244V243H251ZM1 245V244H0ZM260 253V252H259ZM254 258V257H253ZM30 261V260H29ZM191 261H192V263H194V259H193V257L191 258ZM26 262V261H25ZM166 264H177V263H175V262H173V260H171V259H168L167 260V263Z\"/></svg>",
  "mask_w": 264,
  "mask_h": 264
}]
</instances>
